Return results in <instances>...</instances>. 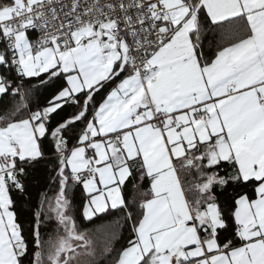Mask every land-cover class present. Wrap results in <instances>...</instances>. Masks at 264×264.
Returning a JSON list of instances; mask_svg holds the SVG:
<instances>
[{"label": "snow or ice", "instance_id": "1", "mask_svg": "<svg viewBox=\"0 0 264 264\" xmlns=\"http://www.w3.org/2000/svg\"><path fill=\"white\" fill-rule=\"evenodd\" d=\"M101 257L264 264V0H0V264Z\"/></svg>", "mask_w": 264, "mask_h": 264}, {"label": "trees", "instance_id": "2", "mask_svg": "<svg viewBox=\"0 0 264 264\" xmlns=\"http://www.w3.org/2000/svg\"><path fill=\"white\" fill-rule=\"evenodd\" d=\"M43 182H44V181L42 180L41 183H43ZM33 183H36V182L34 181ZM42 190H47V185H46L45 188L42 189ZM50 194H52V193H50ZM128 195H129V198H130L131 195H132L131 191H129ZM75 203H76L77 206H79V205L81 204V201H80V198H79V193H77ZM21 207L25 210V212H26L27 209H28V205H21ZM22 219H23V217H22ZM105 219H107V217H106ZM102 222H103V221L100 220V219H97V220L95 221L96 224H100V223H102ZM87 226H88V227H92L93 225L88 224ZM109 260H110V258H103V257H101V264H109Z\"/></svg>", "mask_w": 264, "mask_h": 264}, {"label": "crops", "instance_id": "3", "mask_svg": "<svg viewBox=\"0 0 264 264\" xmlns=\"http://www.w3.org/2000/svg\"><path fill=\"white\" fill-rule=\"evenodd\" d=\"M129 188H131V186H129Z\"/></svg>", "mask_w": 264, "mask_h": 264}]
</instances>
